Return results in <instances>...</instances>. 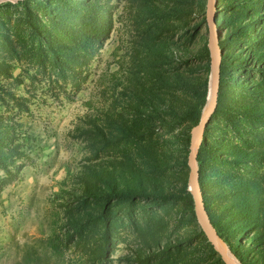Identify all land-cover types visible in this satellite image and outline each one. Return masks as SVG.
I'll use <instances>...</instances> for the list:
<instances>
[{
    "label": "rangeland",
    "instance_id": "rangeland-1",
    "mask_svg": "<svg viewBox=\"0 0 264 264\" xmlns=\"http://www.w3.org/2000/svg\"><path fill=\"white\" fill-rule=\"evenodd\" d=\"M206 9L0 1V264H225L181 201L211 34L222 82L200 185L264 264V0H213L210 24Z\"/></svg>",
    "mask_w": 264,
    "mask_h": 264
},
{
    "label": "water",
    "instance_id": "water-1",
    "mask_svg": "<svg viewBox=\"0 0 264 264\" xmlns=\"http://www.w3.org/2000/svg\"><path fill=\"white\" fill-rule=\"evenodd\" d=\"M206 15H207V20L210 24L212 17H213V0H207ZM209 44H210L209 48H210V53H211L212 64L215 67L214 84H213L214 92H213V98L208 106L207 111L204 112V109H203L199 123L196 126H194L191 131V141H190L189 161H188V165L190 169L189 186H190V192L195 202L197 217L199 219L204 235L207 238L208 242L213 246L215 251L220 255V257L225 262V264H236L228 257L227 254H225L220 249V247L218 246L215 240V238H218V237L215 233V230L205 210L202 193H201L200 186H199L197 153H198L199 145L201 144L202 133L207 123L209 122L216 108V105H217V96H218V88H219V66L221 63L219 45L215 42V38L213 37L212 34L210 35ZM198 138L200 139H199V144L197 146L196 144H197Z\"/></svg>",
    "mask_w": 264,
    "mask_h": 264
},
{
    "label": "trees",
    "instance_id": "trees-1",
    "mask_svg": "<svg viewBox=\"0 0 264 264\" xmlns=\"http://www.w3.org/2000/svg\"><path fill=\"white\" fill-rule=\"evenodd\" d=\"M220 47V45H219ZM203 52H204V55L208 58V61L210 60L209 57H210V53H209V49H208V46L207 44L204 45L203 47ZM223 61V58L221 57V62ZM209 67H210V61H209ZM222 78L220 77L219 78V88H218V96H217V105H218V102H219V97H220V88H221V80ZM207 82H208V78L205 80V88L207 87ZM206 102H207V98H206V95H203V97L201 98V100H199V102L196 104L194 110L191 112V122H192V125L193 127L196 126L200 119H201V115H202V111L206 105ZM216 105V107H217ZM216 109V108H215ZM215 112V110H214ZM213 112V114H214ZM213 114L211 116V118L213 117ZM211 118L209 120V122L207 123L205 129H204V132H203V137H202V141H201V144H200V148L204 147L206 145V141H207V135H208V132H209V129H210V121H211ZM197 164H198V167H199V164H200V161H199V157L197 155ZM198 173H199V169H198ZM199 186H200V190H201V193H202V198H203V202H204V207H205V210L207 212V215L210 219V222L216 232V234L224 241V243L228 246L230 252L242 263V264H247V262L244 260V258L233 248V246L231 245V243L223 236V233L219 227V224H217V222H215L214 218H213V215L211 213V211L209 210V208L206 206V197L205 195L203 194V191H202V187L200 185V179H199ZM187 187H188V178L185 180V187H184V196L183 198L181 199L182 203L184 205L187 206L189 212L192 214V215H195V202H194V199H193V196L191 194L190 191H187ZM113 190L116 192V195H121L120 193H122L123 189L121 188H117L116 186L113 187ZM168 199V198H166ZM202 236H205L204 235V232L201 231L200 233ZM206 238V237H205Z\"/></svg>",
    "mask_w": 264,
    "mask_h": 264
},
{
    "label": "bare ground",
    "instance_id": "bare-ground-1",
    "mask_svg": "<svg viewBox=\"0 0 264 264\" xmlns=\"http://www.w3.org/2000/svg\"><path fill=\"white\" fill-rule=\"evenodd\" d=\"M0 1H6V0H0ZM213 84H214V74H212V77H211V81H210V84H209V90H208V100H207V104L204 108V112L207 111L208 109V106L213 98V92H214V87H213ZM199 139L197 140V146L199 144ZM218 246L220 247V249L228 255V257L236 264H238L237 260L234 258V256L232 255V253H230V251L228 250L227 246L222 242V240H219L218 238H215Z\"/></svg>",
    "mask_w": 264,
    "mask_h": 264
}]
</instances>
